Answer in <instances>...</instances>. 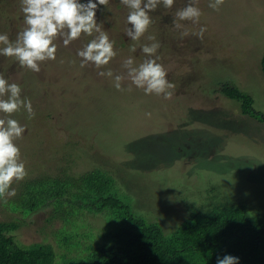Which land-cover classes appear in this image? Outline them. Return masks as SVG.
<instances>
[{"label":"rangeland","instance_id":"rangeland-1","mask_svg":"<svg viewBox=\"0 0 264 264\" xmlns=\"http://www.w3.org/2000/svg\"><path fill=\"white\" fill-rule=\"evenodd\" d=\"M210 2L196 0L202 14L198 23L181 22L190 33L182 39L173 18L189 0H174L171 8L158 5L138 41L125 35L129 9L120 0H109L108 9L99 5L97 22L103 21L117 52L101 69L92 63L81 67L77 52L92 39L84 34L68 46L58 38L56 59L41 62L38 73L0 55V74L21 87V98L35 112L32 119L24 109L11 115L26 129L15 143L28 174L11 185L15 196L0 198V222L19 224L7 233L20 246L44 243L61 255L69 248L61 241L64 234L78 233L71 242L81 246L69 253L78 256L92 238L102 241L104 212H79L66 224L47 221L45 206L28 216L11 208L26 179L63 170L74 176L96 169L111 173L119 196L166 234L195 210L220 204H245L264 217V122L243 115L240 103L221 92L224 85L236 86L264 114V0H224L218 11ZM202 26L203 40L191 35ZM24 27L21 0H0V34L14 41ZM149 35L160 42L155 55L175 85L171 99L145 94L130 79L120 91L114 77L98 75L125 72L122 63L129 56L136 65L143 62ZM133 45L136 52L130 51Z\"/></svg>","mask_w":264,"mask_h":264},{"label":"trees","instance_id":"trees-1","mask_svg":"<svg viewBox=\"0 0 264 264\" xmlns=\"http://www.w3.org/2000/svg\"><path fill=\"white\" fill-rule=\"evenodd\" d=\"M262 68L264 71V54ZM221 92L240 103L243 115L264 122V114L253 107L254 99L248 93L233 85H224ZM23 186L11 208L24 216L45 206L49 222L60 218L70 224L75 214L86 210L104 212L108 222L102 241L92 238L85 253L78 256L69 255L81 246L80 241L71 242L78 233L64 234L61 241L69 248L59 255L44 243L20 246L7 233L19 224L0 222V264H217L225 255L239 257V264H264V217L259 212L252 214L245 204L195 210L166 234L159 223L138 215L119 196L113 175L105 170L79 176L63 170L26 179Z\"/></svg>","mask_w":264,"mask_h":264},{"label":"clouds","instance_id":"clouds-1","mask_svg":"<svg viewBox=\"0 0 264 264\" xmlns=\"http://www.w3.org/2000/svg\"><path fill=\"white\" fill-rule=\"evenodd\" d=\"M128 9L127 23L131 25L125 31V35L133 41H138L152 24L150 13L155 11L158 5L171 8L174 0H120ZM196 0L178 9L173 18V26L180 32L181 39L188 36V29L182 21L198 23L201 10L195 6ZM224 0H211L209 7L219 10ZM99 5L109 8V0H21V11L24 15L25 27L17 33L14 41L10 40L7 33L0 34V55L15 57L22 67L34 72H40V63L46 60H55L57 44L55 41L61 38L64 46H68L82 34L92 37L77 55L82 58L81 67L88 63L101 69L108 65L116 57L114 50L115 41L110 40L108 33L103 30V21L97 22L96 13ZM206 27L202 26L191 35L203 40ZM150 44L142 46L141 51L145 59L139 65L129 56L122 63L123 73L115 74L111 69L99 71L101 77H114V87L123 91L122 82L130 79L131 84L143 89L145 94L162 95L164 99H171V89L175 85L168 81L167 71L158 62L160 59L155 54L160 48V42L154 35L147 37ZM136 52V46L130 48ZM131 91V86L127 89ZM21 87L15 83H9L3 74H0V112L5 116L0 118V198L6 199L15 196L16 191L11 187L14 181H21L27 176L25 162L21 159L19 146L15 141L22 137L25 126L16 119L11 118L13 113L24 109L28 118L35 116L32 103L27 98H21ZM217 264H239V257L225 255L217 259Z\"/></svg>","mask_w":264,"mask_h":264}]
</instances>
